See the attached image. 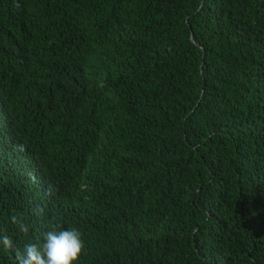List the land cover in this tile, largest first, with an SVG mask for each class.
<instances>
[{
    "label": "trees",
    "instance_id": "trees-1",
    "mask_svg": "<svg viewBox=\"0 0 264 264\" xmlns=\"http://www.w3.org/2000/svg\"><path fill=\"white\" fill-rule=\"evenodd\" d=\"M53 224L74 264H264V0H0V236Z\"/></svg>",
    "mask_w": 264,
    "mask_h": 264
},
{
    "label": "clouds",
    "instance_id": "clouds-1",
    "mask_svg": "<svg viewBox=\"0 0 264 264\" xmlns=\"http://www.w3.org/2000/svg\"><path fill=\"white\" fill-rule=\"evenodd\" d=\"M11 219L21 232L27 234L25 223L16 216ZM0 245L5 251L14 253L16 264H74L84 251V241L79 229H65L60 224H53L44 233L41 243L26 244L23 250L8 235L0 236Z\"/></svg>",
    "mask_w": 264,
    "mask_h": 264
}]
</instances>
